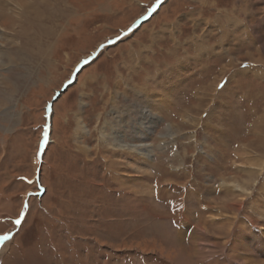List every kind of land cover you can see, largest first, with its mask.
I'll return each mask as SVG.
<instances>
[{"label": "rangeland", "instance_id": "rangeland-1", "mask_svg": "<svg viewBox=\"0 0 264 264\" xmlns=\"http://www.w3.org/2000/svg\"><path fill=\"white\" fill-rule=\"evenodd\" d=\"M0 12V264L264 261V171L226 187L264 159V0Z\"/></svg>", "mask_w": 264, "mask_h": 264}, {"label": "bare ground", "instance_id": "bare-ground-1", "mask_svg": "<svg viewBox=\"0 0 264 264\" xmlns=\"http://www.w3.org/2000/svg\"><path fill=\"white\" fill-rule=\"evenodd\" d=\"M39 1V0H38ZM37 2V1H36ZM2 3V0H0V4ZM16 3V2H15ZM249 3V2H248ZM16 4H18V3H16ZM29 4V3H28ZM21 5V4H20ZM30 5V4H29ZM28 5V6H29ZM44 6V5H43ZM39 7H41L40 5H39ZM29 8H31V7H29ZM36 8V7H35ZM45 8H46V4H45ZM45 8H43V9H45ZM40 9V8H39ZM30 10V9H29ZM35 10V9H34ZM25 11V10H24ZM27 13V12H26ZM25 13V14H26ZM38 13V12H37ZM39 13H41V12H39ZM42 13H44L43 11H42ZM41 13V14H42ZM20 14V13H19ZM23 14V13H22ZM36 15V14H35ZM12 16H14V15H12ZM33 16H34V14H33ZM11 17V16H10ZM27 17V16H26ZM25 17V18H26ZM14 18V17H13ZM2 12H0V22H2ZM8 19V18H7ZM12 19V18H11ZM21 19V18H20ZM27 19V18H26ZM36 19V18H35ZM218 21V20H217ZM12 22V21H11ZM22 23V22H21ZM33 23H34V21H33ZM21 26V25H20ZM2 25H1V23H0V29H2ZM21 27H23V26H21ZM7 29V28H6ZM34 29V28H33ZM28 30V29H27ZM26 30V31H27ZM3 31V30H2ZM15 31V30H14ZM33 31V30H32ZM252 31V30H251ZM258 32V31H257ZM47 33V32H46ZM11 49H13V47H11ZM264 49V48H263ZM262 49V50H263ZM261 51V50H260ZM262 52V51H261ZM261 52L259 53V54H261ZM10 53H12L11 52V50H10V52L9 53H7L6 52V57H7V59H8V61L9 62H11L12 61V64L14 63V61L16 60V58L14 57V55L12 54V55H10ZM263 53V52H262ZM1 55V54H0ZM13 56V57H12ZM260 56V55H259ZM261 59H262V55H261V57H260ZM252 61H253V63L254 64H256V63H261L262 62V60L261 59H259V60H257V59H255L254 58V55H252L251 56V58H250ZM250 60V61H251ZM17 64V63H16ZM156 94V93H155ZM154 97V96H153ZM157 99V98H156ZM8 100H10L11 101V99L9 98ZM5 102V101H4ZM163 102V101H162ZM2 104V102L0 103V105ZM7 105V104H6ZM134 134H135V132H134ZM259 141V140H258ZM259 144V143H258ZM252 145V144H251ZM122 146V145H121ZM136 147H138V150L143 154L144 153V151H146L147 149H148V145H135ZM264 146V140L262 139V141H260V148L261 149H263L264 150V148H262ZM124 147V146H123ZM244 148V149H243ZM242 149H241V152L242 153H240L241 154V157H242V164L244 163L246 166H249L250 165V167H251V169H250V172H249V174H247V178L246 179H244V180H239L238 178H235V177H231L230 179H231V181H230V183H226L227 185H226V187H231L232 189H235L236 191H238V192H240V195L242 196V197H247L251 192L250 191H252L253 190V187L256 185V182H257V177L256 176H259V175H261V171H264L263 169H264V166H263V162H264V159H261V158H259L258 156H257V159H253V156H252V152H251V150H252V148H253V146L250 148V145L249 146H246V147H243ZM258 148H259V146H258ZM260 149V150H261ZM137 150V151H138ZM250 150V151H249ZM247 152H249V153H247ZM262 152V151H261ZM141 153H139V154H141ZM149 153H150V151H149ZM238 154V153H237ZM145 155L147 156V154L145 153ZM263 155V154H262ZM146 158V157H145ZM241 160V159H240ZM241 163V162H240ZM244 165V166H245ZM263 166V167H262ZM139 171V170H138ZM225 182V181H224ZM230 188V189H231ZM233 200H235V199H233ZM230 201V200H229ZM154 204H155V202H154ZM156 205V204H155ZM157 206V205H156ZM262 215V217H264V213H262L261 214ZM165 239L166 240H168V243L171 245V246H173V248H177L176 247V245H181V241H178L176 238H174V237H168L167 235L165 236ZM262 240V239H261ZM251 242H252V239H251ZM253 243H254V241H253ZM263 243V242H262ZM243 245H245V247H246V249L249 251V253H250V255L252 256L251 257V259L250 260H242V263L241 264H264L263 262H262V260L261 259H259V257H257L255 254H254V252H253V250H252V246L250 247V245H249V243L247 242V243H243ZM261 245V244H260ZM256 246V245H255ZM181 247V246H180ZM260 247V246H259ZM256 248V247H255ZM258 250H260V248L258 249ZM176 253L175 254H177V261H178V263L179 264H189V262H188V256H187V252H186V249H182V250H177L176 249V251H175ZM241 261V260H240Z\"/></svg>", "mask_w": 264, "mask_h": 264}, {"label": "snow or ice", "instance_id": "snow-or-ice-1", "mask_svg": "<svg viewBox=\"0 0 264 264\" xmlns=\"http://www.w3.org/2000/svg\"><path fill=\"white\" fill-rule=\"evenodd\" d=\"M17 223H20V221L18 220V221H17ZM0 239L7 240V239H8V237H6V236H5V237H0Z\"/></svg>", "mask_w": 264, "mask_h": 264}, {"label": "crops", "instance_id": "crops-1", "mask_svg": "<svg viewBox=\"0 0 264 264\" xmlns=\"http://www.w3.org/2000/svg\"><path fill=\"white\" fill-rule=\"evenodd\" d=\"M255 254V253H254ZM256 255V254H255ZM257 256V255H256ZM258 257V256H257ZM260 259V258H259ZM262 260V259H261ZM264 262V261H263Z\"/></svg>", "mask_w": 264, "mask_h": 264}]
</instances>
